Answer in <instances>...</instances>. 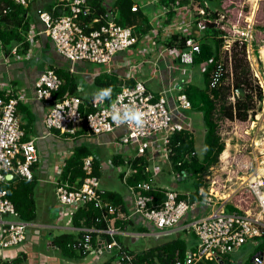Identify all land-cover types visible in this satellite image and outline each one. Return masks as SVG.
<instances>
[{"label":"built area","instance_id":"1","mask_svg":"<svg viewBox=\"0 0 264 264\" xmlns=\"http://www.w3.org/2000/svg\"><path fill=\"white\" fill-rule=\"evenodd\" d=\"M9 1L24 8L31 2ZM146 4L144 1L133 0L130 9H142L147 13L149 11L144 9ZM52 8L60 13L38 11V19L44 26L42 33L50 39L56 51L69 61L71 70L78 61L108 66L115 55L131 51L138 54L137 58L125 59L123 66L130 68L131 72H137L145 62L139 60L151 54L154 55V67L152 63L149 64L155 68L157 62L162 61L172 82L168 88L162 87L157 95L147 88L143 79L135 80L132 85L123 84L108 102L102 97L92 98L89 102L90 110L83 114L79 109L82 101L78 96L69 93L54 96L62 85V79L53 69L47 68L39 74L34 83V95L48 106L44 116V124L48 130H55L59 135H73L84 127L87 133L97 135L124 127L125 133L120 136L118 143L134 146V157L145 158L147 164L144 165V171L150 174L147 179L129 187L133 197L132 213L129 215L121 205L100 202L97 199L100 180L92 175V156L83 159L82 169L85 175L79 185H71L67 180L60 181L61 178H58L55 182V194L59 207L55 213L59 219L63 217V211L74 213L87 204L100 207L102 211L90 226L78 229L82 232L81 239L72 246L95 255L110 253L111 264H136L135 255L127 250L120 236L136 241L142 237V233L126 230L124 226L131 217H141L151 226L150 235L155 241L180 232L186 234V231H192L194 234L195 246L188 248L183 258L176 252L169 264H211L212 261L215 264H233L235 260L231 253L246 242L252 243L254 247L260 243L263 245L261 250L254 253L250 262L264 264L263 169L262 172L258 171L257 177L249 181V190L256 200L254 207L232 204L238 212L226 210L230 192L233 191L218 195V191L213 188L216 180L209 181L208 176L204 178L205 185L197 190L200 200L194 202L189 201L191 192L188 190L166 188L160 202H157L155 195L151 193L158 186L154 184L156 176L162 166L168 163L171 135L191 129V117L187 113L191 104L182 91L186 84L192 82L186 65L193 63L194 54L200 51L199 40L210 25L219 30L218 37L223 39V43L220 49L221 58L210 75L209 85L214 87L224 83V57L231 59V48L236 43L238 47L244 48V59L251 78L260 89L259 102L264 101V72L254 69V56L257 52L253 45L254 24L251 14L244 18L243 25L239 21L236 24L228 21L229 25H226L222 9L209 7L207 0H188L184 4L176 0L175 3L163 5L161 10L155 13L151 12L148 15L147 32L138 34L134 26L119 25L111 9L105 14H97L94 4L89 0H58ZM6 11L7 9H3L2 13ZM33 35V32H29L26 40L32 42ZM172 37L184 38V48L169 45L168 39ZM19 50L20 44L14 45L7 54L0 50V58H3L4 62H8L9 56L21 58L24 55H21ZM207 63H202L201 68L204 69ZM232 93L239 96L233 88ZM233 94L230 97L231 102H234ZM24 97L20 92L0 96V253L3 249L23 243L31 226L30 222L17 218L18 213L7 198L6 189L1 185L15 178L31 181L34 176L32 167L38 160L35 141H22L23 131L16 114L18 101ZM61 160L64 161V158ZM62 167L63 163L56 164L57 176L61 175ZM6 175H10L11 179H6ZM126 176L127 171L124 172V180ZM180 195L186 196V199ZM196 204L208 205L209 213L180 226L182 218ZM256 208L257 214H251L250 209L255 211ZM4 215L12 218L3 220L1 217ZM117 221L123 224V229L117 226ZM101 223L104 225L98 226ZM92 234H96L94 245L91 242ZM142 264L149 263L145 261Z\"/></svg>","mask_w":264,"mask_h":264},{"label":"trees","instance_id":"2","mask_svg":"<svg viewBox=\"0 0 264 264\" xmlns=\"http://www.w3.org/2000/svg\"><path fill=\"white\" fill-rule=\"evenodd\" d=\"M176 0H159L164 5L175 3ZM209 7L219 9L220 0H207ZM94 4V9L97 14H105L107 9L105 5L102 4V0H89ZM188 0H179V3L184 4ZM132 5V0H115L113 3L114 8L118 11L116 22L123 26H137L136 31L145 32L149 27L148 22H146V16L142 9L137 11H131L130 7ZM3 9H7L6 13H2ZM27 7L24 8L20 5L14 4L9 0H0V50L7 54L11 47L14 45H21V51L24 52L28 48V41L26 40V34H28L30 28V21L26 19L25 14L27 13ZM44 11H50L53 14L60 13L59 10L52 8V6L45 7ZM66 12V11H64ZM172 15V11H170ZM219 30L215 29L210 25L207 31L204 33L199 40L200 51L195 53L193 57L192 66L199 68L201 77L197 80L189 82L183 87V92L187 95L190 101L191 108L187 113L192 117L193 113H199L201 115V120L203 124V145L202 150L197 153L195 148V142L193 138V132L191 129H184L182 131L175 132L170 137L169 142V155L168 164L173 173H176L178 177L182 178V183L184 184V189L182 191H190L191 195L189 198L190 202H194L198 199L197 190L202 185H205V177L209 174L210 169L218 164L219 157L224 151V142L218 131V120H240L245 121L250 115L252 116L255 112L254 100L255 98L259 101L261 98V93L258 85L252 80L249 68L247 64H243L242 58H237V44L234 43L232 46V84H225L227 75L222 77L224 83L220 86L216 85L214 87L209 85L210 75L215 69L217 63L219 62L220 49L223 43V39L218 37ZM169 45L175 46L176 48L183 49L185 46L184 38L172 37L168 39ZM239 52L244 58V48L239 47ZM264 49V48H262ZM208 62L206 67L201 68V64ZM226 67V66H225ZM224 67V69H225ZM227 68V67H226ZM56 72V71H55ZM58 76L62 78V74L57 72ZM95 85H101L103 91L106 94L102 97L107 102L118 92L123 84L116 82L115 79L103 80L102 77L97 76L94 78ZM253 82V83H252ZM133 82L127 83V85H132ZM236 90L237 88L243 89V96H236L234 102L228 103V97L231 89ZM74 91V82L72 79L64 78L62 85L59 90L55 92L54 96L59 97L65 92L72 94ZM0 96H3L0 92ZM91 100V99H90ZM89 101L84 107L83 104L80 105V112L87 113L89 108ZM84 127L81 129L83 130ZM81 130L77 131L79 133ZM57 132V131H56ZM58 133V132H57ZM75 133V134H76ZM74 135V134H73ZM72 134H65L62 137L72 136ZM120 139V137H119ZM119 141V140H118ZM93 153L91 149L84 144H77L73 149L71 154L60 162L63 163L61 179L68 181L71 185H79L80 180L84 177V171L82 169L83 159L87 156H91ZM93 157V156H92ZM93 157V167L92 175L95 177H100L101 170L98 168V161ZM125 162V161H124ZM131 166V172L126 176V180L123 179L124 171L120 169L118 174V179L122 178V182L126 187L135 186L138 181L145 180L150 177L148 172L144 171V165L147 164L145 158L140 156H129L125 164ZM112 164L118 166L119 164H124L120 156H113ZM161 172V171H160ZM158 178V177H157ZM156 178V179H157ZM154 181L155 185L157 181ZM78 180L79 183H76ZM100 180V179H99ZM178 181V180H177ZM3 188L7 191V198L13 203L17 213L18 219L24 222H31L36 217V206L34 191L36 187V178L33 176L31 181L11 179L7 184H1ZM166 187H161L158 185L155 190L151 193L155 195L156 201L160 202L164 196V190ZM130 191V189H129ZM249 200L254 199L251 192H249ZM181 198L186 199V196L180 195ZM97 199L100 202L107 201L114 205L123 204L121 195L114 190H103L100 188L97 190ZM245 202V201H244ZM252 203V202H251ZM248 201L245 202V207H247ZM226 210L228 212L239 211L232 204H226ZM125 211V210H124ZM100 207H95L93 204H87L78 208L72 215V224L74 227H85L90 226L97 217L101 215ZM126 214H131L132 210L125 211ZM134 217L129 219L130 224H134ZM81 221V222H80ZM117 221V226L123 227L122 223ZM124 223V222H123ZM104 223L98 224V226H103ZM136 225V224H134ZM137 227V228H136ZM135 229L140 230V232H147L148 229L142 226H134ZM82 232H79V237L76 238L73 233H62L53 237V245L59 249L66 256L74 258H82L87 252H83L80 249H75L72 245L77 244L79 239H81ZM194 234L192 231H186V237L180 236V233L172 234L165 238V241H157L155 245L147 248L141 252H133L132 250H127L135 255V263L142 264L147 262L149 264H169L171 258L179 253L180 257H184L185 252L188 248H193L195 240H193ZM155 240V239H153ZM91 242L94 245L96 243V234H92ZM262 244L260 243L257 247L255 246L254 253L261 250ZM78 250V252H77ZM21 259H13L11 261H0V264H20ZM100 264H111V258L100 263ZM215 264V262H211ZM229 264V263H226ZM247 264H251L250 261Z\"/></svg>","mask_w":264,"mask_h":264},{"label":"crops","instance_id":"3","mask_svg":"<svg viewBox=\"0 0 264 264\" xmlns=\"http://www.w3.org/2000/svg\"><path fill=\"white\" fill-rule=\"evenodd\" d=\"M114 1L115 0H102V4L105 5L107 11L111 9L114 12L115 17L117 18L118 11L113 6ZM138 1H144L147 3L146 5H144V9H146V11H149L147 13H144L146 16V22H148V15L151 12L155 13L161 10L162 6L164 5L157 0ZM57 2L58 0H31L29 6L27 7L28 10L25 14V17L30 21V28L28 33H34L32 42H27L28 48L24 52L19 50V53H21V55H24L23 57L17 58V60H15L11 56H9L8 62H2L0 60V92H2L3 96L17 94L18 92H23L25 94H23L25 96L24 99L18 101L16 112L20 128L23 131L21 139L22 141L34 139L38 157L37 162L34 163L32 167L33 174L36 178L34 197L36 199L35 206L37 214L35 219L30 222L31 226L28 229L29 238L27 237V239L25 240L28 242L24 241L25 243H21L20 249L22 247H25V245L27 244H31L32 246L36 240H44L47 252H49L50 249H57L52 242L53 237L56 236L52 229L56 228L60 230H80L81 228L73 226L71 219L73 216L71 213L73 212L68 211L66 213L65 211H63V217L60 219L55 213L57 212V208L59 207V203L55 194V182L58 181V178H61L60 176L56 175V164L60 165V162L62 161L61 159H66L77 144H84L91 149L93 153L91 156L98 159L96 161H98V168L101 170V175L106 176L103 177L105 178V182L113 184L115 180H117V177H115L114 174L118 175L120 171L119 169L116 172V167L122 166L121 171H127V174L131 172V166H129L128 163H125L130 156L129 151L131 150V148H133V146L122 145L118 143L119 137L125 133L124 127H118L112 132H104L97 135L87 133V131L83 129L79 133L74 134L73 137H62V135H59L55 130H48L44 124V116L48 106L43 101L35 98V79L42 71L47 68L53 69L54 71H56V73L59 72L60 74H62V78L60 77L62 79V83L64 81V78L72 79L74 82V91L72 95L78 96L81 99L83 106L85 107L87 105V101H89L90 99L94 97H104L106 94H109L103 91L101 85H95L93 81L97 76L102 77L103 80L115 79V81L120 83V85L130 82L132 83L137 79H143L146 81V86L148 89H150L148 87V83L151 80H156L157 78L156 81L160 84L161 89L163 87L161 85L163 82L162 80H164L163 75L167 73L165 64L162 61H158L156 67L152 68V74L145 73L144 78H141L138 75L137 72L144 71V66L146 64L150 65L151 67L153 65L154 67V55L151 54H148L145 58L142 57L139 60L140 62H143L145 60V62L143 63V65L141 64L142 66H140V68L138 66L139 69L136 72L137 75L135 71L131 72L129 70L130 68L127 69L126 66H123V61L125 59H133L126 56L130 55L131 57L135 55V52L131 51L115 55L113 61L108 66L102 64L91 66V64L95 63L88 61H78L75 63V65H73V68L71 70V64L69 63V61L63 55L56 51L50 39L47 37V40H44V38L42 37L44 26L38 19L39 10H43L48 6L53 7ZM254 2L255 4L253 6V9H250V11H248L247 13L248 15H245L244 18L249 17L250 14L252 16V14L254 13L253 17L255 22V29H257V27L261 28L264 26V0H255ZM241 14L242 11L239 12L240 16ZM238 19L240 22V18ZM133 26L134 28H137V26ZM147 29L145 32H147ZM136 32L138 34L145 33L138 31ZM26 35L28 36V34ZM255 36L257 39L260 37L257 30ZM149 63H152V65ZM153 70H155V73H153ZM128 74L129 76L132 75V77H129ZM3 82L6 83L3 84ZM116 155L120 156V159L123 160L124 164H119L118 166L112 164V158ZM156 177H158L156 179L157 184L161 187L175 189L178 191H182L184 189L182 178L178 177L176 173H173L171 171L170 165L168 163L162 166L161 172ZM168 177L173 178L167 180ZM100 178L101 177H99V179ZM119 180L121 181L122 185H124V183L122 182V178H120ZM60 181H63V179H61ZM76 183H79L78 180ZM180 183L183 184L182 190L176 188ZM118 193L121 195L123 200V204L120 205L125 211H130L133 206V197L129 189L126 187V185H124V191L122 193ZM64 213L68 214L69 216H67V218L69 220V225L71 224L70 226L67 224H61V221L64 219ZM10 218L12 217L8 215H4L1 217V219L3 220H8ZM186 220L187 219L184 216L181 220L180 226H182L184 222L187 223ZM133 222L136 225L130 224L129 222H126V225L124 224L126 230L140 233V230L134 228V226L137 225L146 227L149 230L151 229V226L141 217H136ZM83 226L84 225H82V227ZM75 236L76 238L79 237V231L75 234ZM130 240L131 242H136L135 239ZM42 253L43 255H45L44 252ZM98 256L100 257V255L94 256V260L96 261V263L98 261ZM28 257H31L32 259V256L26 248H23L20 251L15 249L4 251L3 249L0 253V261H11L18 258L21 259L24 264L28 261ZM52 258L53 256H47L42 262L47 264V260L52 261ZM32 264H37V262L34 260L32 261ZM53 264L57 263L54 262ZM87 264L92 263L89 262Z\"/></svg>","mask_w":264,"mask_h":264},{"label":"rangeland","instance_id":"4","mask_svg":"<svg viewBox=\"0 0 264 264\" xmlns=\"http://www.w3.org/2000/svg\"><path fill=\"white\" fill-rule=\"evenodd\" d=\"M255 0H220V9L225 15V24H228V21L231 23L236 24V22L239 21L238 18H240V24H244V16L248 15V11L250 9H253V6L255 4ZM259 1V0H257ZM260 3V2H259ZM258 4V3H256ZM224 7V8H223ZM148 11V10H147ZM242 11L241 16L239 15V12ZM233 46V45H232ZM259 46H262V42H258L257 46L255 47L259 48ZM264 48V47H263ZM239 47L235 49V51L238 53L237 58H242L243 61H241L243 64H245V59L243 58L242 54L239 52ZM232 55L233 50L231 48V59L229 60L226 57H224L225 64H226V75L227 79L225 81V84H232L233 75H232ZM129 58H137L138 54H135L130 57V55H126ZM256 56V57H255ZM254 56L255 59V65L254 68L258 72H264V49H261L258 54L256 53ZM13 59L17 60L15 56H11ZM2 62H4L3 58H0ZM9 61V60H8ZM91 66H96V64H91ZM47 68V67H46ZM186 69L188 73L191 74V80H197L201 77V73L198 67L192 66V65H186ZM151 70V71H150ZM250 71V70H249ZM136 73V72H135ZM138 75L141 78H144L145 73L146 74H152V67L148 64L144 66V71L137 72ZM136 73V75H137ZM39 76V75H38ZM164 80H162V86L163 88H168L171 86V80L168 76V73H165L163 75ZM38 78V77H37ZM36 78V79H37ZM35 79V81H36ZM157 80V78H156ZM154 80H151L148 83V87L150 90L157 95L160 89V84ZM34 81V83H35ZM175 80H173L174 82ZM6 82H3L5 84ZM253 83V82H252ZM96 88V87H95ZM174 93H177V91L173 90ZM23 93V92H21ZM24 94V93H23ZM232 89L229 93L228 97V103H230L231 96H232ZM25 95V94H24ZM236 98V95L233 94ZM234 98V101H235ZM260 101V100H259ZM256 98L254 100L255 105V112L251 116H249L245 121H240L237 119L234 120H227V119H219L218 120V131L221 136L222 141L224 142V152L219 157V162L215 166H213L210 169L209 174L207 175L209 177V181L211 179H215L216 182L213 184L214 191H218V195L221 193L230 192V198L228 203L230 204H239L240 206H244L245 202L248 201L247 207H254L255 205V198L250 201V190H249V181L253 177H257V173L262 172V169L264 170V101L261 103ZM260 103V104H259ZM254 122V124H252ZM191 130L193 132V138L195 142V148L197 153H200L199 151L202 150L203 145V124L201 120V115L199 113H193L191 117ZM131 156L136 155V148L133 146L131 150L129 151ZM119 169H122V166H118L115 168V171L117 172ZM117 177V180L113 184L105 182V175L100 174V188L103 190H115L120 193L124 191V185H122L121 181L118 179V175H115ZM263 177V176H261ZM173 177H168L167 180L171 179ZM207 181V180H206ZM209 187L210 185L207 184ZM225 186V187H223ZM183 184H179L178 189L182 190ZM245 201V202H244ZM252 202V203H251ZM209 213V206L205 204H196L192 208L189 209V211L186 213V221L190 222L193 220H196L199 217L205 216ZM251 214H257V208L254 210L250 209ZM39 214V213H38ZM68 214L64 215V219L61 221L62 225H69V220L67 218ZM69 217V216H68ZM71 225V224H70ZM69 225V226H70ZM148 229V228H147ZM56 235L61 234L63 232L66 233H77L78 229L73 230H60V229H52ZM77 230V231H75ZM143 234L142 237H139L136 242H131L128 238L124 236H120V240L122 243L133 252H141L147 248L152 247L157 241L153 240V237L150 235V231L148 229L147 232H140ZM180 236L185 238L186 234L184 232H180ZM195 242L193 244H196V238H193ZM161 241H165V238H161ZM28 242V241H25ZM24 242V243H25ZM21 247V244L10 247L8 249H4V251L15 249V250H22L23 248H26L27 251L30 253L31 257H28V261L24 264H32V261H36L37 264H45L42 261L45 260L47 256L52 257V261L47 260V264H53L56 262L57 264H99L102 263L108 259L111 258L112 254L110 253H103L100 255V257H97V263L94 260L95 254L88 253L84 257L80 258H72L70 256H66L63 254L59 249H50L49 252H47L46 244L44 240H36L34 244L31 246V244L25 245V247ZM254 245L250 242L244 243L241 247L236 249L233 253H231V257L234 258L233 264H247L248 261L251 260V257L254 255ZM58 250V251H57ZM57 251V252H56ZM45 255H43V253ZM59 252V253H58ZM6 253V252H4ZM47 255V256H46ZM3 257V255H2ZM21 264H23V261H21ZM232 264V263H231Z\"/></svg>","mask_w":264,"mask_h":264},{"label":"flooded vegetation","instance_id":"5","mask_svg":"<svg viewBox=\"0 0 264 264\" xmlns=\"http://www.w3.org/2000/svg\"><path fill=\"white\" fill-rule=\"evenodd\" d=\"M254 12V11H253ZM254 13L252 14V19H253V24H254V39H253V45L254 48L256 50V52L258 53L263 47H264V26L261 28L255 29V22H254V17H253ZM256 30L258 31V34L260 35V37L257 39L255 36ZM258 42H262V46H259V48L255 47V45L257 46Z\"/></svg>","mask_w":264,"mask_h":264},{"label":"water","instance_id":"6","mask_svg":"<svg viewBox=\"0 0 264 264\" xmlns=\"http://www.w3.org/2000/svg\"><path fill=\"white\" fill-rule=\"evenodd\" d=\"M42 37L44 38V40L45 39L47 40V36L45 35V33H42ZM236 91H237L239 96H243V94H244L243 89L237 88ZM5 178L6 179H11V176L10 175H6ZM27 237L29 238V234L27 235Z\"/></svg>","mask_w":264,"mask_h":264},{"label":"bare ground","instance_id":"7","mask_svg":"<svg viewBox=\"0 0 264 264\" xmlns=\"http://www.w3.org/2000/svg\"><path fill=\"white\" fill-rule=\"evenodd\" d=\"M225 153V152H224ZM264 163V162H263Z\"/></svg>","mask_w":264,"mask_h":264}]
</instances>
